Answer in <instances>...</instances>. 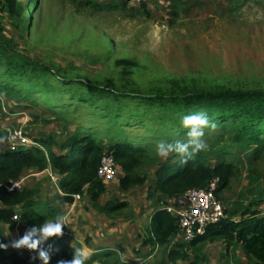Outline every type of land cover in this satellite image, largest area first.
I'll return each instance as SVG.
<instances>
[{"label":"rangeland","instance_id":"obj_1","mask_svg":"<svg viewBox=\"0 0 264 264\" xmlns=\"http://www.w3.org/2000/svg\"><path fill=\"white\" fill-rule=\"evenodd\" d=\"M110 1L15 0L13 12L0 5V39L6 55L18 63H25V59L36 62L32 68L40 63L50 69L28 78H9L2 73L5 67L0 66V84L8 85L9 90H0V149L7 147L3 140L7 129L14 127H22L30 138L26 147L35 146L34 140L45 136L62 142L75 131L95 133L103 146L117 140L142 145L164 140L158 133L164 128L157 121L160 107L148 105L144 99L123 100L97 93L80 79L134 95L170 92L174 89L167 81L170 79L176 83V93L181 86L201 91L264 89V0H116L108 6ZM117 113L123 123L111 121ZM213 115L208 116L218 127L212 132L222 130L219 117ZM128 116L130 123L125 126ZM176 130L179 136L186 131L181 126ZM123 131L126 135L121 136ZM152 148L155 152V145ZM252 149L236 154L240 158L239 172L229 187L217 194L225 209L236 203L248 204L256 192L264 190V148L250 161ZM209 158L212 162L218 159L214 154ZM164 161L159 158L156 164L147 165L145 181L127 190L118 185L123 173L117 166L98 203H127L118 214H102L88 194L79 196L70 206L60 205L64 223L70 218V231H65L64 225L61 234L69 246L81 242L92 253L100 244L115 250L121 245L123 260L170 264L164 250L140 244L159 198L154 191V171ZM255 170L257 174H251ZM54 173L49 172V177L46 171L28 169L16 180L19 188L33 189L32 198L39 201L28 209L30 212L37 211L40 202L59 206L60 191L51 179ZM165 201L175 209L172 200ZM14 211L18 215L15 226L3 225L2 230V237L11 244L31 228L21 220L23 208ZM263 211L264 206L261 214ZM200 247L205 256L203 264H246L238 245L226 250L221 241L214 240L202 242ZM187 253L190 258L175 264H189L195 253L191 248Z\"/></svg>","mask_w":264,"mask_h":264},{"label":"trees","instance_id":"obj_2","mask_svg":"<svg viewBox=\"0 0 264 264\" xmlns=\"http://www.w3.org/2000/svg\"><path fill=\"white\" fill-rule=\"evenodd\" d=\"M116 2V0H111L108 6ZM121 2L125 3L122 0ZM1 4L11 12L15 10V0H0ZM1 29L0 25V32ZM3 46L0 39V66L5 67L2 73L7 77L28 78L39 72L48 73L50 70L40 63L32 68V63L36 62L29 59H25V63H20L21 61L18 63L13 57L6 55ZM24 68L31 73L24 71ZM53 78L58 79L59 77L53 75ZM79 81L89 90L100 94L116 95L117 98L123 100L144 99L149 101L148 105L160 107V120L157 121L161 122L164 128L158 133L170 143L186 139V131L185 134L179 136L177 135L179 130H176V127L181 126L182 116L205 111L208 115L218 116L222 124V130L206 132L205 137L208 139H204L207 148L198 153L194 159L182 164L175 154H171L156 167L154 191L159 198L157 197L158 200L143 232L140 243L142 246L151 250H164L170 264H175L177 260L190 258L187 248H191L195 255L189 264H203L205 256L201 253L200 243L219 240L226 250L238 245L247 259L246 264H264V211L261 214L264 206V190L256 192L248 204L236 203L224 208V216L219 221L208 224L204 234L196 236L188 243L174 240L180 232L178 218L165 201L166 199L172 200L175 209L180 208L185 205L182 197L187 190L205 187L214 178L219 180L216 189L218 194L223 188L229 187L231 179L239 172L240 158L235 157L236 154L247 152L252 147L249 155L250 161L260 154L264 148V89L227 88L201 91L188 90L185 86H181L176 93V83L170 79L167 81L171 82L172 86L174 85V89L170 92L154 91L149 95H134L130 92L126 94L111 88L92 85L83 79ZM1 89L9 91L8 85L0 84ZM82 99L87 101L86 98ZM88 99V101L91 100V98ZM119 116L117 113L111 121L123 123ZM129 117L131 116H128L127 121L124 122L125 126L130 123ZM228 117L230 119L227 122L224 121ZM79 132H71L62 142H57L51 136H45L35 139V146H22L13 151L6 146L0 149V243L8 245L6 249H0V264H42L38 258L33 259L37 256L35 250L33 257L20 255L10 247L9 240L2 237L3 225L13 228L17 222L13 219L16 208H23L20 214L21 220L33 227L43 221L61 217L60 205L71 203L73 195L88 194L92 205L99 212L111 216L118 214L127 203L120 200L108 201L106 204L98 203L100 195L106 190V182L97 176L102 155L111 154L123 173L118 179L121 190L141 185L147 177V165H154L159 159L152 150V146L156 143L142 145L132 140L126 142L117 140L112 144L110 141L108 145L103 146L95 133L81 134L82 132ZM122 135H126V132L123 131ZM1 137L0 132V140ZM54 147L58 148V151ZM212 154L218 158L216 162L210 160L209 157ZM28 169L36 171L49 169L55 172L59 177L57 182L61 195L58 200L59 206L53 208L47 202H40V208H37L35 212H30L28 210L30 207L39 205V201L32 198L34 190L28 187H13L8 190L12 182L19 179ZM253 173H256V170L251 171V174ZM120 246L118 250L97 251L87 261V264H92L94 261L98 264H143L123 260L120 253L124 250ZM40 248L48 251L49 264L70 260L72 252L76 249L69 246L61 237H53Z\"/></svg>","mask_w":264,"mask_h":264},{"label":"clouds","instance_id":"obj_3","mask_svg":"<svg viewBox=\"0 0 264 264\" xmlns=\"http://www.w3.org/2000/svg\"><path fill=\"white\" fill-rule=\"evenodd\" d=\"M180 125L181 128L186 130V139L184 141L177 140L174 143H170L161 140L155 145V154L162 160L167 159L171 154H175L182 164L194 159L198 153L207 148L204 139L205 131H215L218 127L217 122L211 119L205 111L183 116ZM182 201H185V195L182 197ZM15 215L17 214L15 213ZM64 225L65 223L62 217L43 221L38 226L27 229L22 237L12 242L11 246L17 249L26 248L35 250L37 256L33 259L38 258L42 264H49V253L40 248V245L49 237L60 236L62 234V226ZM37 233H39L38 237L36 236ZM7 247V244L0 243V249H6ZM91 255V251L86 248H76L72 252V258L70 260H61L58 264H87Z\"/></svg>","mask_w":264,"mask_h":264},{"label":"built area","instance_id":"obj_4","mask_svg":"<svg viewBox=\"0 0 264 264\" xmlns=\"http://www.w3.org/2000/svg\"><path fill=\"white\" fill-rule=\"evenodd\" d=\"M122 1L138 3L141 0ZM4 141L5 144L7 143L8 149L12 151L31 143L30 138L25 134L22 127L7 129ZM116 169L117 163L114 157L111 154H103L97 170V176L101 180L109 182L114 178ZM48 175L50 177L49 172ZM51 179L57 183L59 177L54 173V175H51ZM218 181L217 178H214L205 187L187 190L185 193V205L172 210L177 215L180 229L174 240L188 243L196 236L204 234L208 224L215 223L224 216L223 203L218 199L216 193ZM13 187H19L16 180L8 187V190ZM73 198L77 199L79 195L75 194ZM13 218H18V215H14Z\"/></svg>","mask_w":264,"mask_h":264},{"label":"crops","instance_id":"obj_5","mask_svg":"<svg viewBox=\"0 0 264 264\" xmlns=\"http://www.w3.org/2000/svg\"><path fill=\"white\" fill-rule=\"evenodd\" d=\"M47 172V174H48V172H50L49 170H44V172ZM60 197V196H59ZM75 200V199H74ZM74 200L71 202V203H68V204H65V205H68V206H70L71 204H73L74 203ZM58 204H60L59 202H58ZM62 207V206H61ZM102 213V212H101ZM103 214V213H102ZM149 220H150V218H149ZM67 223H70V218H68L67 219V221H66V224H65V226H64V228L66 229L65 231H67V230H69L70 231V227L68 226V224ZM69 233V232H68ZM71 233V232H70ZM66 235H68L67 233H66ZM53 237H56V236H53ZM53 237H50V239H49V241L53 238ZM59 237H61V238H64V240L66 241V243L68 244V241H67V239H66V237L64 236V235H61V236H58L57 238H59ZM9 243H10V241H9ZM44 243H46L45 241L40 245V246H42ZM12 244L10 243V247L11 248H13L16 252H18L20 255H25V256H29V257H33V255H34V250H32V251H29L28 249H26V248H22V249H17V248H14V247H12L11 246ZM69 245V244H68ZM71 246V245H70ZM72 247H75V248H83L84 246L82 245V243L81 242H79V243H76L74 246L72 245ZM114 249L115 247H111V246H108V244H100L99 246H97L95 249H94V251L92 252V255L91 256H93V254L94 253H96L97 251H103L104 249ZM23 251H28L29 252V255L28 254H25ZM91 258V257H90ZM92 264H98L96 261H94V262H92Z\"/></svg>","mask_w":264,"mask_h":264}]
</instances>
